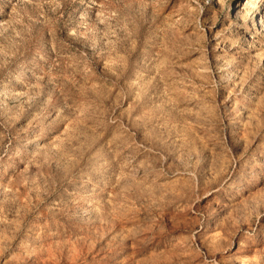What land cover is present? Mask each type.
I'll list each match as a JSON object with an SVG mask.
<instances>
[{"label": "rangeland", "instance_id": "rangeland-1", "mask_svg": "<svg viewBox=\"0 0 264 264\" xmlns=\"http://www.w3.org/2000/svg\"><path fill=\"white\" fill-rule=\"evenodd\" d=\"M0 264H264V0H0Z\"/></svg>", "mask_w": 264, "mask_h": 264}]
</instances>
